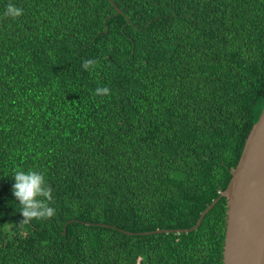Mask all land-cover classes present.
<instances>
[{
	"label": "trees",
	"instance_id": "16d2710c",
	"mask_svg": "<svg viewBox=\"0 0 264 264\" xmlns=\"http://www.w3.org/2000/svg\"><path fill=\"white\" fill-rule=\"evenodd\" d=\"M263 107L264 0H0V264H223L226 199L175 231ZM18 169L52 217L24 222Z\"/></svg>",
	"mask_w": 264,
	"mask_h": 264
},
{
	"label": "water",
	"instance_id": "95a60500",
	"mask_svg": "<svg viewBox=\"0 0 264 264\" xmlns=\"http://www.w3.org/2000/svg\"><path fill=\"white\" fill-rule=\"evenodd\" d=\"M220 198L226 199L223 264H264V107L246 138L226 189L202 212L192 229L175 232L197 230ZM163 232L172 231L154 233Z\"/></svg>",
	"mask_w": 264,
	"mask_h": 264
},
{
	"label": "clouds",
	"instance_id": "9594fccd",
	"mask_svg": "<svg viewBox=\"0 0 264 264\" xmlns=\"http://www.w3.org/2000/svg\"><path fill=\"white\" fill-rule=\"evenodd\" d=\"M23 14V9L9 3L6 6L5 15L12 19L19 18ZM94 61L87 60L84 67L93 65ZM97 95L106 96L110 90L108 87H98ZM11 195L20 206V214L25 223L34 219H44L52 217L55 209L50 206L52 201V189L47 185L43 173L37 170H15L12 174Z\"/></svg>",
	"mask_w": 264,
	"mask_h": 264
}]
</instances>
